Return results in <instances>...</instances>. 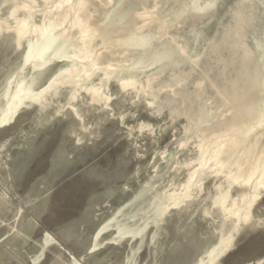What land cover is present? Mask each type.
<instances>
[{"label": "rangeland", "instance_id": "374dc122", "mask_svg": "<svg viewBox=\"0 0 264 264\" xmlns=\"http://www.w3.org/2000/svg\"><path fill=\"white\" fill-rule=\"evenodd\" d=\"M61 73L0 127V264H264V0H0V111Z\"/></svg>", "mask_w": 264, "mask_h": 264}, {"label": "bare ground", "instance_id": "6f19581e", "mask_svg": "<svg viewBox=\"0 0 264 264\" xmlns=\"http://www.w3.org/2000/svg\"><path fill=\"white\" fill-rule=\"evenodd\" d=\"M51 27H52V25H51ZM15 30H16L17 37H18V44L21 45V39L28 35V30L25 27L21 26V25H17L15 27ZM33 31H34V33H36L37 36L43 37L48 32V29H46L44 26L43 27L39 26V27H36L35 29H33ZM59 34L60 33H58L57 31H55V33H53L52 29H49V32L46 34V36H44L45 37V39H44L45 41L41 45V47L40 46L38 47V46H35V45H31L30 46V49H29V51H28V53L26 55V60L27 61H31L33 58H36V57H39V56L41 57V55H43L52 45L55 44V42L60 37ZM70 73H74L73 70H70ZM63 78H64V75H63V73H61L59 76H57L56 78L51 80L45 88H43L41 91L36 92V93L29 92L27 90V87H24L23 83L17 85L16 89L14 91L13 97L6 104V108H4L3 110L0 111V127L4 126V125H7L8 123H10L12 121V119L14 118V116L16 114L17 109L19 108L20 105H22V103H24V101L26 99L35 102L36 100H38L41 97H43L47 92L52 90L59 82H61V80ZM70 80H73V79L71 78ZM124 84H126V83H124ZM94 97H95V99H98L97 98L98 95L94 94ZM253 170L254 169H252V171ZM254 172L255 171H253L252 174L250 172L249 173L251 175H253ZM192 175H194V174H192ZM251 175H250V178H248V179L246 178L244 182H239L240 181L239 180L240 177L233 176V182H236V184H237V182L241 183V184L249 183V181L251 180V177H252ZM258 178H259V181H258L257 184H255L256 185L255 188H254L255 190L257 189V187L260 184H262V181L264 179V171L260 172ZM192 181H193V176L190 177V179L188 181L189 183H188L187 186H189ZM263 184H264V182H263ZM254 194H256V193H254ZM244 198L245 197L243 196V200H244ZM218 202H220L222 205H225L226 197L222 196L220 201H218ZM236 204H237L236 201H233V205H236ZM251 205H252V198L250 197L249 200H246L242 205H239L238 209L235 210L233 212V214H235L237 216L238 220H241V219L247 220L250 217ZM241 209L245 210L243 215H240V213H239V211ZM229 243H230V238L229 237L222 239L220 247H219V252L216 254L215 259L218 258V256L222 252H225L227 250ZM212 260H214V257L212 258Z\"/></svg>", "mask_w": 264, "mask_h": 264}]
</instances>
